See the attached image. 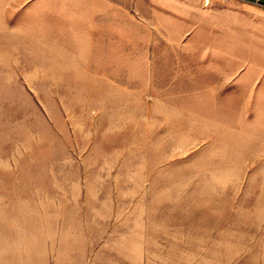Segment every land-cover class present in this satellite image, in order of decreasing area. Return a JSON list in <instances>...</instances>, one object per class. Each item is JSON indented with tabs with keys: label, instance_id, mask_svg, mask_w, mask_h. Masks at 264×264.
I'll use <instances>...</instances> for the list:
<instances>
[{
	"label": "rangeland",
	"instance_id": "obj_1",
	"mask_svg": "<svg viewBox=\"0 0 264 264\" xmlns=\"http://www.w3.org/2000/svg\"><path fill=\"white\" fill-rule=\"evenodd\" d=\"M0 264H264V6L0 0Z\"/></svg>",
	"mask_w": 264,
	"mask_h": 264
},
{
	"label": "crops",
	"instance_id": "obj_2",
	"mask_svg": "<svg viewBox=\"0 0 264 264\" xmlns=\"http://www.w3.org/2000/svg\"><path fill=\"white\" fill-rule=\"evenodd\" d=\"M238 1L247 4H259L261 6H264V0H238Z\"/></svg>",
	"mask_w": 264,
	"mask_h": 264
}]
</instances>
